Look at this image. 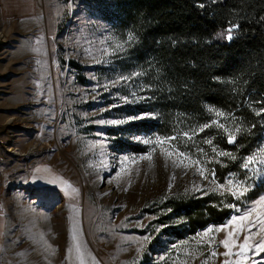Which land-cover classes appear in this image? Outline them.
I'll list each match as a JSON object with an SVG mask.
<instances>
[{"label":"rangeland","instance_id":"374dc122","mask_svg":"<svg viewBox=\"0 0 264 264\" xmlns=\"http://www.w3.org/2000/svg\"><path fill=\"white\" fill-rule=\"evenodd\" d=\"M117 1L0 0V264H264V252L236 255L249 230L250 245L264 239V205L255 204L264 143L248 169L247 157L220 182L218 153L186 147L192 135L130 132L151 115L139 113L149 107L139 106L145 89L126 54L130 34L114 23ZM3 5L19 16H2ZM132 148L140 152L122 151ZM238 185L249 188L239 199L230 191ZM207 195L230 218L176 238L183 221L169 205ZM230 231L237 247L224 256Z\"/></svg>","mask_w":264,"mask_h":264},{"label":"trees","instance_id":"16d2710c","mask_svg":"<svg viewBox=\"0 0 264 264\" xmlns=\"http://www.w3.org/2000/svg\"><path fill=\"white\" fill-rule=\"evenodd\" d=\"M115 7L145 89L139 106L149 109L139 113L151 115L127 129L177 142L188 133L189 149L194 140L228 154L213 156L217 180L238 175L264 143V0H118ZM168 208L183 221L173 233L179 240L231 216L213 195L174 199Z\"/></svg>","mask_w":264,"mask_h":264},{"label":"snow or ice","instance_id":"6c2138e0","mask_svg":"<svg viewBox=\"0 0 264 264\" xmlns=\"http://www.w3.org/2000/svg\"><path fill=\"white\" fill-rule=\"evenodd\" d=\"M231 31V30H229ZM231 35L228 36V39H231ZM217 115H220V113H217ZM112 123H116L115 121H113ZM169 139H174V138H169ZM145 143H150V141H144ZM158 143H163L164 141H157ZM229 142H233V137H229ZM208 143H211V141H208ZM215 151V149H213ZM220 156H225V155H228L227 153L225 152H220L218 153ZM182 155V154H181ZM254 157H248L247 158V162H245L243 164V167L245 169H248L249 165L251 163L254 162ZM175 163V162H174ZM196 163H199L198 161ZM261 163H264V159L261 160ZM200 174L201 176L204 175V172H203V169H200ZM230 185H231V181L229 182ZM231 194L234 196V197H237L238 199L242 196L245 195V193H247L249 191V188L246 186V185H238L237 186V189L236 190H231ZM255 204L257 205H264V196L260 197L257 201H255ZM229 207H234L232 205H229ZM237 211H239V209H236ZM255 211V208H252L248 211H245L242 215L240 216H233L232 217V222H237V221H242V220H247L252 212ZM262 224H264V221H261ZM226 227V226H225ZM223 229L222 228H217L216 231L217 232H220L222 231ZM264 230V229H262ZM212 231V229H209L208 232ZM208 232H205L204 235H208ZM233 235L234 233L233 232H228L227 234V237L222 239L221 240V244L223 245V247L226 249V251L223 253L224 256H228L232 249L234 247H237L236 245V241L233 239ZM252 233L250 232L249 230V234L248 235H245L244 238H243V243H241L238 247L240 249V251L238 253H236L237 256L239 257H244L245 254L247 252H251L253 250L257 251V252H264V239H262L260 242L256 243L255 245H250L249 244V240H250V237H251ZM239 237H237L238 239ZM148 238L145 237V240H147ZM212 256H216L217 253L215 251H213L211 253ZM224 264H228V261H225Z\"/></svg>","mask_w":264,"mask_h":264},{"label":"bare ground","instance_id":"6f19581e","mask_svg":"<svg viewBox=\"0 0 264 264\" xmlns=\"http://www.w3.org/2000/svg\"><path fill=\"white\" fill-rule=\"evenodd\" d=\"M0 38H1V35H0ZM14 121H16V120H14V119H11L10 121H9V123H11V122H14ZM25 129H28L29 127H24ZM36 147L35 146H32V148H30V150L31 149H35ZM7 151L8 152H10V153H13L14 155H24L19 149H16V148H8L7 149ZM30 154H31V152H29ZM103 194V193H102ZM101 194V195H102ZM108 194V191L107 192H105V195H107ZM75 226V225H74ZM75 228V227H74ZM67 229V228H66ZM62 230V229H61ZM63 231V230H62ZM75 231V230H74ZM78 231H80V230H78V228L76 229V232L78 233V236H80L79 234H80V232H78ZM96 231H97V229H96ZM75 232V233H76ZM82 240H84L83 238L81 239H78V241H77V243H79L80 244V248H81V251H82V253H83V255L86 257V258H91V254H90V252L88 251V249L86 248V246H85V244H84V242L82 241ZM59 244V243H58ZM61 244V243H60ZM59 246V245H58ZM57 247V246H56ZM59 248V247H58ZM63 249V248H62ZM52 251V250H51ZM54 252V251H53Z\"/></svg>","mask_w":264,"mask_h":264},{"label":"crops","instance_id":"0c3cea01","mask_svg":"<svg viewBox=\"0 0 264 264\" xmlns=\"http://www.w3.org/2000/svg\"><path fill=\"white\" fill-rule=\"evenodd\" d=\"M14 3H15V1H13ZM3 11H4V14L2 13V16H4V17H7V16H10V12H5L6 10L4 9V5H3ZM13 16H19V14L17 15H11L10 17H13ZM22 16V15H21ZM20 19V18H19ZM0 215H2V216H5V214L4 213H1L0 212ZM3 241H4V239H3ZM2 248H3V242H2V247H1V250H2ZM0 250V251H1ZM1 253V252H0Z\"/></svg>","mask_w":264,"mask_h":264}]
</instances>
